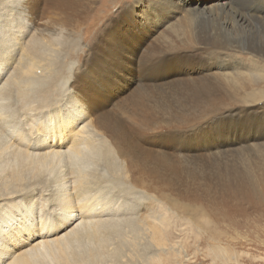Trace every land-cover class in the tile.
Instances as JSON below:
<instances>
[{
    "label": "bare ground",
    "instance_id": "6f19581e",
    "mask_svg": "<svg viewBox=\"0 0 264 264\" xmlns=\"http://www.w3.org/2000/svg\"><path fill=\"white\" fill-rule=\"evenodd\" d=\"M231 1L238 7L232 3L222 9L226 17L219 27L201 23L192 37L166 43L162 52L150 44L134 59L126 42L114 40L110 66L114 76L120 78L116 81L131 84L135 75L133 65L137 63L136 69L148 81L181 82L183 87L172 93L181 104L187 102L192 108L203 98L233 99L237 104L227 108L224 117L250 110L257 113L264 125V73H251V86L256 90L242 93L235 86L239 76L231 80L212 72L214 66L207 64V60L216 56L215 49L224 47L246 50L252 57L264 56L263 7L256 3L258 0ZM58 5L53 13L60 16V10L65 21L62 28L50 25L53 33L44 36L32 29L22 33L16 25L0 33V197L8 198L10 191L25 189L27 180L45 184L46 176L56 170L60 173V177L52 179L55 189L53 182L50 190L42 188L43 185L31 189L35 197L30 204L19 201V206L10 207L1 202L0 264L142 263L141 256L134 252L142 239L155 250L150 263L160 264L163 256H170L165 243L169 241L168 228L174 226L171 215L182 213V210L169 212V208H181L172 199L175 189L168 185V180L162 182L160 178L162 158L158 162L157 156L149 157L129 133L117 131L106 123L107 118L99 113L101 109L88 101L92 94L87 83L78 85L74 80V88L79 87L81 95H72L66 105L65 95L60 99L62 102H53V88L64 71L56 55L67 48V42L60 37L79 18L71 3L65 0ZM116 61H120L119 67L121 62L125 64L124 70L119 68L114 72ZM39 83L46 88L38 90ZM58 105L66 108L56 116L58 113L51 111ZM179 117L190 116L171 115L170 120L177 121ZM250 122L258 123L256 119ZM168 130L169 133L162 135L174 131ZM262 140L264 126L253 129L252 136H246L241 143L245 148L232 151L238 153L230 155L231 165L225 164L217 170L218 182L225 185L215 183L207 190L215 200L224 194L243 193L252 205L255 196L264 205V177L251 158L263 147ZM87 156L101 160L106 171L88 169L82 163ZM171 162L166 159L165 165L174 172ZM259 167L264 168V163ZM107 171L111 177H106ZM201 181L208 179L202 177ZM236 196L223 204L232 202ZM148 200L162 207V212L148 213L146 204H152ZM190 211L198 221L194 225V217L190 215L187 223L200 230L198 217L208 219L207 214L201 209ZM221 238L213 233L208 242L213 259L227 255L219 244Z\"/></svg>",
    "mask_w": 264,
    "mask_h": 264
},
{
    "label": "rangeland",
    "instance_id": "374dc122",
    "mask_svg": "<svg viewBox=\"0 0 264 264\" xmlns=\"http://www.w3.org/2000/svg\"><path fill=\"white\" fill-rule=\"evenodd\" d=\"M62 1L65 0H0V33H6L9 27L14 25L17 31L22 33L28 29L38 34L43 33L44 36L53 33L50 25L62 28V23L65 21L60 10V16L53 13L57 11L56 8ZM66 1L74 6L76 17L79 18L74 19L75 22L64 29L60 37V40L67 42V48L63 51L59 50L56 55L57 62L64 71L57 86L53 88V102H62L60 99L65 95L63 104L66 105L72 95L74 97L81 95L79 87L74 88L75 81H78V85L87 83L88 91L92 94L88 101L101 109L99 113L107 118L106 123L117 131L129 133L135 143L149 153V157L157 156L158 162L162 158L160 178L162 182L171 181L167 183L175 189L172 194L173 202L180 204L181 207L169 208V212L182 210V213H175L179 214L180 218L171 215L174 226L168 228L169 241L165 243L167 249L170 248V256L164 257L162 252H159L165 260L160 264H264L262 201H258L255 196L256 201L252 205L251 201H246V195L243 193L224 194L215 200L207 192L215 183L225 185L218 182L217 170L225 164L231 165L230 155L238 153L232 151H239L241 147L244 149L245 145L241 143L245 137L252 136L253 129L257 130L260 126L261 128L264 126L259 121L257 113L246 110L243 114L224 117L223 113L226 109L237 104L233 99L221 101L207 99L210 100L208 102L203 98L190 108L187 102L181 104L180 99L172 95L178 87H183L181 82L171 80L166 84L154 80L148 81L142 78L135 63L133 82L126 84V81H116L120 78L114 76L110 66L114 55L112 49L114 40L126 42L134 54V59L140 52L147 50L150 44L162 52V47L166 43L181 42L192 37L201 23L219 27L226 17L222 9H227L232 3L234 7H238L235 1ZM256 3L263 7L261 14L264 15V0H258ZM19 25L22 29L18 28ZM17 31L16 34H19ZM225 48L215 49L216 56L207 60V64L214 66L212 72H218L231 80H236L239 76L240 80L235 81L239 92L249 93L256 90V87L251 86L253 83L250 82V74L264 73V56L252 57L246 50ZM119 63L120 61H116L113 66L114 72L119 68L124 70L125 64L121 62L119 67ZM199 63L204 64V62ZM36 88L44 90L46 86L39 83ZM64 105L52 108L51 112H57L56 116L63 114L66 108ZM171 115L190 117H179L177 121H171ZM191 117L196 120L192 121ZM253 119L258 123L251 125L250 121ZM168 129H173L175 133L162 135V132L169 133ZM262 141L260 143L263 147L253 153L251 158L255 159L257 171L264 177V168L259 167L264 163V140ZM166 159L172 160L175 173L165 165ZM100 161L96 157L87 156L82 163L88 165V169L104 172L106 169ZM246 168L242 166V169ZM59 174V170H56L53 175L46 176V185L36 180H27L28 187L25 189L16 193L10 191L8 198L0 197V205L1 202L10 207L30 204L35 197L31 189L43 185L42 188L46 187L50 190L51 182L54 178L60 177ZM105 175L111 177L108 171ZM202 177L208 181L202 182ZM31 183L34 185L32 186ZM203 183L208 185L204 186ZM53 184L55 189L56 183ZM238 194L239 196H236ZM233 196L236 197L232 202L223 204ZM211 202L217 205L213 206ZM147 206L148 213L162 212V207L160 208L157 203L152 202L151 205L146 204ZM193 209H201L207 214L208 219L198 217L201 223L200 230L187 223L186 218L190 215L194 217V225L198 221L190 211ZM213 233L222 236L219 244L227 251V255L220 256L219 259H213L210 255L208 242ZM146 241L142 239L134 250L144 263L130 262V264H151L150 258L152 259L155 250Z\"/></svg>",
    "mask_w": 264,
    "mask_h": 264
}]
</instances>
